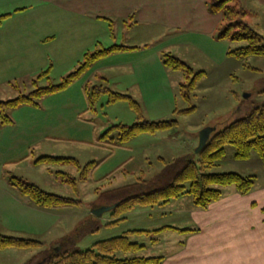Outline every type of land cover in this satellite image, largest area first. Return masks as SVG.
Wrapping results in <instances>:
<instances>
[{
	"label": "rangeland",
	"instance_id": "rangeland-1",
	"mask_svg": "<svg viewBox=\"0 0 264 264\" xmlns=\"http://www.w3.org/2000/svg\"><path fill=\"white\" fill-rule=\"evenodd\" d=\"M208 2L210 0H199V25L196 31L188 33L181 30L182 33L174 34L162 27H136L131 32L125 28L123 34L121 24H117L114 31L109 24L86 28L80 26L81 17L75 12L41 4L37 8L31 2L22 5H33V8L15 13L14 20L36 21L37 29L20 28L12 22L4 26L1 32L39 35L45 39L29 59L17 58L14 68L9 64L11 59H5V64L0 65V101L4 102L27 96L37 88L60 85L80 68L86 55L97 50L126 46L136 47L143 53L140 58L133 55L134 63L122 64L123 69H112L111 61H99L69 88L39 100L38 106L11 110L9 117L13 124L0 125V234L44 244L41 250L0 251V264H39L44 258L41 253L50 255L59 249L69 253L85 252L97 243L130 231H148L150 225L157 229L178 221L182 223L179 227H188L185 216L159 213H152L151 218L146 216L144 212L154 209L151 207L138 208L111 226L108 225L118 220L113 218L112 211L100 217L94 212L111 208L119 200L164 187L170 181V165L176 159L186 157L198 162L197 152L204 130L223 131L255 108L264 106V58L238 59L229 55L247 44L219 40L225 25L221 16L209 12ZM231 6L246 11L243 22L264 34V0H236ZM203 7L208 9L209 15L202 12ZM167 54L178 58L195 74H205L192 94L191 103L182 94L186 74L166 67ZM47 71V76L39 79ZM100 85L130 96L139 104L145 120H176L178 127L155 135H140L123 147L110 144V138H118L119 133L115 131L110 140L102 144L100 140L105 133L119 125L133 126L138 116L129 102L109 104V95H102L92 104V90ZM190 107L196 108L193 114H176ZM236 154V147L228 145L223 161L209 172L255 177L253 192L262 191L257 201L264 205L263 158L253 152L249 160L240 161ZM43 157L74 159L82 171L92 163L98 166L89 171L88 180L83 182L82 171L77 166H37L36 162ZM60 174L77 180L79 192L76 193ZM11 178L47 193L80 201L82 205L65 210L41 209L11 186ZM217 189L223 193L220 201L239 194L235 186ZM176 202L179 203H172L174 207L199 210L196 214L199 221H210L204 215L205 210L192 204L190 196ZM191 234L167 230L157 237L134 235L131 242L145 248L128 255L119 253L117 257H163L166 260L191 242ZM155 238L158 239L156 244L153 243Z\"/></svg>",
	"mask_w": 264,
	"mask_h": 264
},
{
	"label": "trees",
	"instance_id": "trees-1",
	"mask_svg": "<svg viewBox=\"0 0 264 264\" xmlns=\"http://www.w3.org/2000/svg\"><path fill=\"white\" fill-rule=\"evenodd\" d=\"M235 1L236 0H210V2L207 3L209 12L213 15L221 16L222 22L225 25L219 40L228 39L232 42L246 43V47L229 54L238 59L251 56L264 58V34H259L256 30L243 22L247 16V12L239 11L235 7H232L231 3ZM7 17L8 16H3L0 18V25L3 19ZM136 49L138 48L113 46L108 49L97 50L93 54L86 55L85 61L81 64L80 68L75 73L68 76L60 85L37 88L27 96L21 95L15 100L6 102L0 101V125L7 126L13 124L12 119L9 117L11 110L24 106H38L39 100L69 88L99 61L122 51H133ZM164 60L166 67L174 71H183L186 74L187 83L183 86L182 94L184 99L191 103L192 94L198 82L205 74H195L191 68L171 54H167ZM48 73L49 71L42 74L39 79H42L44 75L47 76ZM102 95L110 96L109 104H116L122 101L129 102L131 108L138 116L137 122L133 126L128 127L119 125L105 133L100 140L102 144H105V140L109 139L111 133L115 131L119 133L118 138H110V144L123 147L140 135H155L157 133L169 132L176 129L179 125L176 120L158 122L145 120L139 104L130 96L114 93L103 85L94 87L90 102L92 104L95 103ZM195 111L196 108L190 107L189 110L176 112V114L191 115ZM228 145L236 147L237 160L247 161L251 158L253 152L259 153L264 160V106L255 108L247 117L235 121L223 131L213 133L206 147L198 155L199 160L197 163L186 157L176 159L170 165L172 169L169 176L170 181L164 187L148 194L117 201V203L111 207V211L113 212V218L118 220L108 226L118 224L122 221L119 220V218L132 213L138 208L163 207L185 196H190L199 209L207 210L213 203L220 201L223 197L222 191L217 189V187L235 186L239 194L243 196L251 194L255 188V177L241 176L236 173L211 174L209 172V170L218 165L219 162L223 161ZM162 161L168 165L166 161ZM36 165H74L80 168L76 160L67 158L43 157L36 162ZM96 166H98V164L92 163L88 165L84 171L80 168L82 171L81 181L86 182L88 180L89 171L93 170ZM60 175L73 187L76 193L79 192L77 180L65 174ZM9 182L22 196L27 197L35 206L41 209L65 210L80 207L82 205L80 201L47 193L39 187L28 184L17 178H11ZM167 230L195 232L190 230H179L173 227H164L154 231L134 230L121 237L97 243L90 250L85 252L69 253L63 249H59V251L53 252L50 255L41 253V255H44V258L39 264H164L165 259L163 257L119 259L117 254L123 253L128 255L138 253L145 248L144 246L131 242L130 238L134 235L157 237ZM153 243H158V239H153ZM43 247L44 244L39 241L20 239L0 234V251L9 249H18L22 251L41 250ZM29 263L30 262L27 264Z\"/></svg>",
	"mask_w": 264,
	"mask_h": 264
},
{
	"label": "crops",
	"instance_id": "crops-1",
	"mask_svg": "<svg viewBox=\"0 0 264 264\" xmlns=\"http://www.w3.org/2000/svg\"><path fill=\"white\" fill-rule=\"evenodd\" d=\"M25 2L37 5V8L41 4L46 8L75 12L81 17V27L109 24L114 31L116 25L121 24L123 34L125 28L131 32L136 27H162L174 31V34L188 33L196 31L199 25V0H0V18L9 16L0 25V65L5 64V59H11L9 64L14 68L17 58L29 59L37 52L39 44L44 43L45 39L39 35L1 32L9 22L16 23L20 28L31 26L37 29L36 21L14 20L15 13L33 8V5L23 7ZM202 12L209 15L206 7L202 8ZM141 53L138 49L122 51L103 60L111 61L112 69H123L122 64H133L136 59L133 55L139 57ZM261 192L254 191L246 196L234 194L227 200L213 203L205 210L204 215L210 220L205 223L196 219V214L200 213L196 208L174 207L172 203H179L176 201L180 199L158 207V210L154 208L144 212L150 218L152 213L185 216V226L188 227H179L182 223L178 221H172L165 227L195 231L190 235L191 242L169 259L167 257L164 264H264V205L257 201ZM147 228L154 231L164 227L155 229L150 225Z\"/></svg>",
	"mask_w": 264,
	"mask_h": 264
},
{
	"label": "water",
	"instance_id": "water-1",
	"mask_svg": "<svg viewBox=\"0 0 264 264\" xmlns=\"http://www.w3.org/2000/svg\"><path fill=\"white\" fill-rule=\"evenodd\" d=\"M214 133V130L212 129H206L201 133V140H200V147L198 149V154H200L203 149L206 147L207 143L209 142L211 135ZM112 208H103L100 210H96L94 212V215L97 217L102 216L104 213L111 211ZM59 251V250H58Z\"/></svg>",
	"mask_w": 264,
	"mask_h": 264
}]
</instances>
